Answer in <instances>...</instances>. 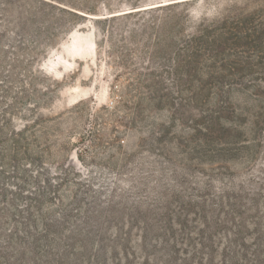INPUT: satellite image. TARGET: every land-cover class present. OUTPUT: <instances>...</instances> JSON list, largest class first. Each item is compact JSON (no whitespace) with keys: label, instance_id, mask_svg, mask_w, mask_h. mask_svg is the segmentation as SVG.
<instances>
[{"label":"rangeland","instance_id":"rangeland-1","mask_svg":"<svg viewBox=\"0 0 264 264\" xmlns=\"http://www.w3.org/2000/svg\"><path fill=\"white\" fill-rule=\"evenodd\" d=\"M258 16L264 0H0V127L47 150L43 171L2 170L0 245L48 176L50 218L66 205L103 248L63 264H264Z\"/></svg>","mask_w":264,"mask_h":264},{"label":"trees","instance_id":"trees-1","mask_svg":"<svg viewBox=\"0 0 264 264\" xmlns=\"http://www.w3.org/2000/svg\"><path fill=\"white\" fill-rule=\"evenodd\" d=\"M176 4V3H175ZM171 4H168L169 6ZM258 28V31L256 30ZM253 31V36L257 34V41H264V19L260 16L257 17V23ZM260 35H258V33ZM220 86H215L217 90L216 95L221 94ZM5 131V127H0V175L2 170L6 166L16 164L17 162L24 161L27 165L32 166L35 164L37 168H41L43 171L42 162L43 154L47 151L46 148H40L34 146L32 137L33 135H27L28 129L15 131ZM3 138L5 141H3ZM38 173V172H37ZM65 179L62 178V181ZM41 184H37V181H32L33 192L28 190L29 196L26 197L25 203H23L22 211H19L17 205L11 204V207L17 214H11L9 219L13 222L11 231H8L9 235L4 238L7 242L4 245H0V257L5 260L6 256L10 259L15 256L22 257L28 256L31 258V264L44 263L40 261V257L50 258L53 264H63V260L69 255L75 256L76 253L82 256V254H89V257L96 258L103 251L102 246H88L85 241L86 237L91 235L89 230L81 229L77 226L66 228V224L70 217L67 206L60 204L57 207L56 216L50 218L52 211H49L46 207L53 203L56 199V191L61 185L56 186L52 184V180L45 176ZM30 184V185H31ZM24 187V186H23ZM18 187L19 190L25 189V187ZM19 196V195H18ZM40 227V228H39ZM85 236L84 240L78 238ZM45 241V244H41ZM11 243H15L17 248L11 246ZM10 250V255H9ZM115 251V248H112ZM38 258V260H35ZM6 264H12L5 262ZM52 264V263H51ZM73 264H82L81 260H75Z\"/></svg>","mask_w":264,"mask_h":264}]
</instances>
